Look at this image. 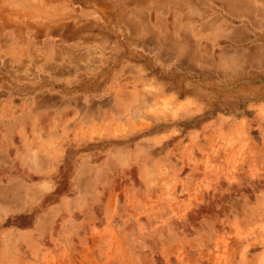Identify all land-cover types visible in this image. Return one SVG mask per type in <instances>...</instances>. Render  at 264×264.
Returning a JSON list of instances; mask_svg holds the SVG:
<instances>
[{"label": "crops", "instance_id": "0c3cea01", "mask_svg": "<svg viewBox=\"0 0 264 264\" xmlns=\"http://www.w3.org/2000/svg\"><path fill=\"white\" fill-rule=\"evenodd\" d=\"M24 1H0V260L258 264L234 230L264 228V23L221 0ZM28 5L91 30L28 27Z\"/></svg>", "mask_w": 264, "mask_h": 264}, {"label": "rangeland", "instance_id": "374dc122", "mask_svg": "<svg viewBox=\"0 0 264 264\" xmlns=\"http://www.w3.org/2000/svg\"><path fill=\"white\" fill-rule=\"evenodd\" d=\"M222 2V3H221ZM220 6H224L226 8V12L230 13H244L251 12L258 22L260 20L261 24L264 23V2L263 0H249L246 3V0H221ZM258 43V42H253ZM251 44V48H253L255 44ZM254 49V48H253ZM252 60L256 62V64L260 63V68L252 67L249 71L251 74V78L259 77L264 78V47L260 46V52H258V48L254 54H252ZM260 75V76H259ZM258 78V79H259ZM227 164L220 165L222 170L228 169ZM238 171V170H233ZM108 236L117 237V235L113 234L112 231H107ZM98 235V234H96ZM234 239L235 243L241 244L239 249L249 248V244L255 243L256 240H262L264 244V228L262 229H235L234 230ZM116 239H114L115 241ZM102 246L94 245L91 246L90 249L85 252H78L75 255L74 260L70 262H65V264H132V259L130 255L126 253L125 246L121 244H111L107 245L106 250L100 249ZM83 248V247H82ZM262 249V247H261ZM248 251V250H247ZM238 257V256H237ZM109 258V259H108ZM113 258V259H112ZM18 260H16L17 262ZM53 261H56L51 256L46 260L39 261V264H54ZM16 262L4 263V264H15ZM18 264H31L25 261H18ZM140 264V263H137ZM258 264H264V253L263 256L259 259Z\"/></svg>", "mask_w": 264, "mask_h": 264}, {"label": "bare ground", "instance_id": "6f19581e", "mask_svg": "<svg viewBox=\"0 0 264 264\" xmlns=\"http://www.w3.org/2000/svg\"><path fill=\"white\" fill-rule=\"evenodd\" d=\"M1 2H2V0H0ZM22 0H20V2H21ZM24 1V0H23ZM21 2V3H24V2ZM131 1V0H130ZM173 1V0H172ZM176 1V0H175ZM212 1V0H211ZM116 2V1H115ZM118 2V1H117ZM185 2V1H184ZM4 3H6V2H4ZM71 3H73V2H71ZM110 3V2H109ZM108 3V4H109ZM128 3H129V0H128ZM128 3H127V5H128ZM140 3V2H139ZM145 3V2H144ZM171 3V2H170ZM6 4H8V3H6ZM15 3H11V5L10 6H12L13 8H11V7H9V12H8V10H7V12H6V16H9V15H11L12 13H13V10L15 11V5H14ZM117 4V3H116ZM168 4V3H167ZM110 5V4H109ZM133 5V4H132ZM145 5H147V4H145ZM176 5V4H175ZM215 5V4H214ZM125 6V5H124ZM129 6V5H128ZM82 7V6H81ZM110 7V6H109ZM123 7V6H122ZM134 7H136V6H134ZM139 7H141V6H139ZM143 7V6H142ZM166 7V6H165ZM168 7V6H167ZM219 7V6H218ZM1 8V7H0ZM10 8L11 9H13L12 11H10ZM15 8V9H14ZM26 11L28 10V14H26L27 15V17H28V19H31L32 21H29L28 19H26V18H24V14L25 13H23V12H25V11H23L22 13H21V11H22V9L20 10V9H18V10H16L17 11V13L15 14V16L16 15H23L22 16V19L21 20H23V18L24 19H26L27 21H28V27H33L34 26V28L36 27V26H38V25H40V28L42 29V31H44V32H47V31H52V32H60V33H64V36L65 37H68V38H74V37H77V36H79V35H81V34H83L84 33V31H86L87 30V28H88V25H89V23H87V24H85L84 22H82V21H80L78 18H76V17H66L67 15L64 13V12H62L61 10L59 11V16H55V18L56 19H54V20H52V21H50L48 18H45L46 16H44L43 17V19H42V17L41 16H38L39 18H40V24H39V22H38V20H37V18L35 17V15L33 14V10L31 9L32 8V6H30V5H28V7L26 6ZM41 9H42V11L44 12V14H42V15H48V14H50L51 12H52V7L50 6V5H43L42 7H40ZM126 8V7H125ZM191 8H195V5H194V7H192L191 6ZM223 8V7H222ZM32 11H31V10ZM108 9V8H107ZM117 9V8H116ZM139 9V8H138ZM142 9V8H141ZM179 9V8H178ZM1 10V9H0ZM111 10V9H110ZM124 10V9H123ZM134 10V8L132 9V11ZM150 10V9H149ZM169 10V9H168ZM4 11H5V9H4ZM4 11L2 12L3 14H4ZM197 11V10H196ZM12 12V13H11ZM18 12H20V14L18 13ZM31 12V13H30ZM74 12V11H73ZM97 12V11H96ZM126 12V11H125ZM125 12H123V13H125ZM129 12V11H128ZM136 12V11H135ZM200 12V11H199ZM10 13V14H9ZM29 13L31 14V16H28L29 15ZM56 13V12H55ZM87 13V12H86ZM121 13V12H120ZM133 13V12H132ZM138 13V12H137ZM8 14V15H7ZM141 14V13H140ZM139 14V15H140ZM143 14V13H142ZM167 14V13H166ZM13 15V14H12ZM51 15V14H50ZM66 15V16H65ZM68 15H70V14H68ZM90 15V14H89ZM110 15H111V13H110ZM145 15V14H144ZM146 15H147V13H146ZM145 15V16H146ZM171 15V14H170ZM72 16V15H71ZM91 16V15H90ZM119 16V15H118ZM117 16V17H118ZM123 16V15H122ZM126 16V15H125ZM2 19H7V18H4V15H2ZM10 17V16H9ZM8 17V18H9ZM13 17V16H12ZM21 17V16H20ZM26 17V16H25ZM51 17V16H50ZM49 17V18H50ZM79 17V16H78ZM86 17V16H85ZM92 17V16H91ZM112 17V16H111ZM120 17H121V14H120ZM130 17V16H129ZM128 17V18H129ZM143 17V16H142ZM17 19V17H13V19H11V20H13V24H14V21H15V19ZM121 18H123V17H121ZM138 18V17H137ZM139 18H141V15H140V17ZM10 19H8V20H10ZM34 19L37 21V23H38V25H37V23H36V21H34ZM42 19V20H41ZM7 20V21H8ZM10 20V21H11ZM20 20V19H19ZM101 20V19H100ZM108 20V19H107ZM115 20V19H114ZM119 20V19H118ZM97 21V20H96ZM126 21V20H125ZM141 21V20H140ZM9 22V21H8ZM8 22H6V24L8 23ZM113 22V21H112ZM123 22V21H122ZM17 23H19V21L17 22ZM26 23V22H25ZM100 23V22H99ZM120 23V22H119ZM125 23V22H124ZM8 24H11V22L10 23H8ZM7 24V25H8ZM20 24V26H21V24L22 23H19ZM97 24V23H96ZM116 24V23H115ZM126 24V23H125ZM133 24V23H132ZM142 24V23H141ZM144 24V23H143ZM16 25V24H15ZM23 25V24H22ZM26 24H24V26H25ZM95 25V24H94ZM121 25V24H120ZM129 25V24H128ZM10 26V25H9ZM12 26V25H11ZM17 26V25H16ZM23 26V27H24ZM134 26H136L135 24H134ZM148 26V25H147ZM8 27V26H7ZM39 27V26H38ZM37 27V28H38ZM114 27V26H113ZM40 28H38V30L39 31H41V29ZM130 28V27H129ZM143 28V27H142ZM89 29V28H88ZM152 29V28H151ZM89 30H91V29H89ZM96 30V29H95ZM98 30H100V28L98 29ZM131 30V29H130ZM20 31V30H19ZM29 31V30H28ZM137 31V30H136ZM151 31V30H150ZM96 32V31H95ZM147 32V31H146ZM41 33V32H40ZM98 33H99V31H98ZM160 33V32H159ZM27 34H28V32H27ZM55 34V33H54ZM97 34V33H96ZM145 34V33H144ZM38 35V34H37ZM94 35V34H93ZM100 36H101V34H100ZM120 36V35H119ZM108 37V36H107ZM139 38H140V36H139ZM17 39H18V37H17ZM143 39H145V38H143ZM112 40V39H111ZM65 41H67V40H65ZM88 41V40H87ZM146 41V40H145ZM186 41V40H185ZM46 42V41H45ZM164 42V41H163ZM40 44V43H39ZM45 44H47V42L45 43ZM73 44V43H72ZM83 43H81V45H82ZM21 45H23V44H21ZM29 45V44H28ZM32 46V45H31ZM38 47H40V46H38ZM37 47V48H38ZM48 47V46H47ZM76 47V46H75ZM82 47V46H81ZM80 47V48H81ZM188 47V46H187ZM42 48H43V46H42ZM79 48V47H78ZM83 48V47H82ZM172 48V47H171ZM34 49V48H33ZM22 50V49H21ZM79 50V49H78ZM41 51H43V50H41ZM65 51V50H64ZM69 51V50H68ZM76 51V50H75ZM185 51V50H184ZM53 52V51H52ZM67 52V51H66ZM41 53V52H40ZM69 53V52H68ZM42 54V53H41ZM55 54V53H54ZM53 54V55H54ZM24 55V54H23ZM23 55H21V56H23ZM163 55V54H162ZM71 56V55H70ZM73 56V55H72ZM3 57V56H2ZM55 57H56V55H55ZM69 57V56H68ZM211 57V56H210ZM23 58V57H22ZM74 58V57H73ZM25 59H26V57H25ZM24 59V60H25ZM28 59V58H27ZM62 59H63V57H62ZM71 59V58H70ZM16 60V59H15ZM52 60H55V59H52ZM52 60H50V61H52ZM61 60V59H60ZM59 60V61H60ZM2 61V60H1ZM20 61V60H19ZM26 61V60H25ZM49 61V62H50ZM62 61V60H61ZM69 61V60H68ZM27 62V61H26ZM49 62H47V63H49ZM55 62V61H54ZM71 62V61H70ZM69 62V63H70ZM161 62V61H160ZM45 63V62H44ZM52 63V62H51ZM14 64V63H13ZM55 64H56V62H55ZM58 64V63H57ZM77 64V63H76ZM79 64V63H78ZM77 64V65H78ZM6 65H11V64H6ZM30 65V64H29ZM60 65H61V63H60ZM63 65V64H62ZM76 65V66H77ZM48 66V65H47ZM65 66V65H64ZM10 67H12V66H10ZM10 67L8 66V68L10 69ZM46 67V66H45ZM16 68V67H15ZM44 68V67H43ZM73 68V67H72ZM82 68V67H81ZM14 69V68H13ZM17 69V68H16ZM29 69V68H28ZM39 69V68H38ZM47 70V69H46ZM10 71H11V69H10ZM53 71V70H52ZM51 71V72H52ZM186 71V70H185ZM21 72V71H20ZM12 73H14V71L12 72ZM11 74V73H10ZM17 74V73H16ZM16 74L14 75V76H16ZM18 75V74H17ZM60 75V74H59ZM31 76V75H30ZM19 77H20V75H19ZM23 77V76H22ZM32 78V77H31ZM189 90V89H188ZM2 96V95H1ZM169 100V99H168ZM165 103V102H164ZM164 103H163V105H164ZM30 107V106H29ZM130 107V106H129ZM30 109V108H29ZM48 109V108H47ZM23 110V109H22ZM156 111H157V109H156ZM91 115V114H90ZM1 117V116H0ZM49 120V119H48ZM69 131V130H68ZM148 144H150V143H148ZM194 165V164H193ZM20 185V184H19ZM15 187V186H14ZM3 190V189H2ZM162 190V189H161ZM5 192V191H4ZM153 192V191H152ZM27 196V195H26ZM153 196V195H152ZM152 198H154V197H152ZM151 198V199H152ZM139 200V199H138ZM97 217V216H96ZM100 217V216H99ZM144 235V234H143ZM56 239V238H55ZM3 243V242H2ZM4 246V245H3ZM8 246V245H7ZM6 250L7 249H5L4 250V248H3V253L1 254L2 256H1V259L2 258H7V260H5V259H2V260H0V264L2 263V264H4V263H11L12 262V259L10 258H8L9 256L8 255H5V253H6ZM13 255V254H12ZM109 259V258H108ZM113 259V258H112ZM13 262H16V260H14ZM29 263V262H28ZM15 264H18V261L15 263Z\"/></svg>", "mask_w": 264, "mask_h": 264}]
</instances>
